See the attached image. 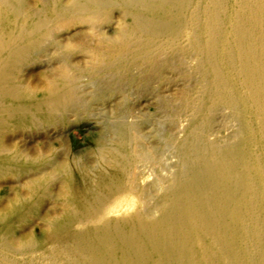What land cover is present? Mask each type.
<instances>
[{
  "label": "rangeland",
  "instance_id": "rangeland-1",
  "mask_svg": "<svg viewBox=\"0 0 264 264\" xmlns=\"http://www.w3.org/2000/svg\"><path fill=\"white\" fill-rule=\"evenodd\" d=\"M78 1L0 0V17H7L0 24V264H70L54 252L66 239L64 228L82 232L91 220L120 222L137 211L157 221L167 207L163 192L194 161L180 151L191 135L216 151L237 152L239 177L254 180L256 166L264 169V114L254 104L264 73L262 25L237 24L245 28L240 51L228 38L245 120L221 102L201 112L212 80L190 37H166L148 53L142 37L126 29L144 12L131 18L112 0L81 13L74 9ZM232 1L240 16L249 15L240 0ZM207 4L196 0L189 11ZM217 13L226 16V8ZM124 132L130 166L119 172L108 153ZM68 170L88 176L83 186L90 195L82 193L80 178L67 179ZM260 186L263 181L254 189ZM255 199L257 219L239 220L230 264H264V200ZM118 200L128 209L107 214ZM216 243L213 254H226L229 242Z\"/></svg>",
  "mask_w": 264,
  "mask_h": 264
},
{
  "label": "bare ground",
  "instance_id": "bare-ground-1",
  "mask_svg": "<svg viewBox=\"0 0 264 264\" xmlns=\"http://www.w3.org/2000/svg\"><path fill=\"white\" fill-rule=\"evenodd\" d=\"M114 1L131 18L135 13H145L141 21L139 19L135 24H128L126 29L142 37V45L148 53L153 51L152 47L157 41L166 37L174 42H180L183 36L190 37L191 48L204 55L202 69L205 76L212 80L205 93L201 112L221 102L242 111L240 115L246 120L242 109V106L246 107V100L241 94L235 68L230 69L234 60L228 38L235 42L240 51L245 42V28L237 24L262 25L264 35V0H240L241 9L249 13L247 17L240 16L241 12L232 0L226 5L219 0H207L208 4L194 14L190 13L189 8L196 0ZM110 3L115 2L80 0L74 9L90 13ZM2 5L4 10L11 11V4ZM222 7L226 8V16L217 13ZM6 20L7 17L1 16L0 24ZM44 25L47 26L36 24L35 27L38 30ZM193 26H196L195 31ZM205 33L209 35L208 40H205ZM262 67L253 64L255 71H262ZM257 82L258 97L254 104H258L263 115L264 73ZM119 135L122 139L120 146L108 154L111 167L125 172L130 166L126 163L127 140L125 132ZM180 151L184 157L193 156L194 161L187 172L163 192L161 198L167 207L157 221H149L143 212L137 211L131 218L120 222L96 226L95 221L91 220L82 232L71 233L64 228L66 239L59 241L55 254L67 257L70 264H221L225 258L229 259L227 264H230L231 260L236 259V255L231 252V246L235 245L234 232L242 230L241 226L237 227L239 220L257 219L253 204L258 203L255 196L259 195L264 200V194H261L264 186H260L259 192L254 189V184L264 183V169L256 166L260 176L254 180L249 175L239 177L235 162L237 152L216 151L198 144L192 135ZM77 175L68 170L65 176L69 181L80 178L78 182L82 185V193L90 195L89 189L83 186L87 184L88 176ZM239 182L240 187H237ZM123 202L118 200L107 214L114 215L128 209L129 206L122 205ZM203 205L206 206L205 211L201 210ZM56 230L59 231L60 227ZM227 230L225 235L221 234ZM219 237L229 242L228 247H225L226 254L220 257L213 254L212 250L217 246ZM253 239L254 244L258 243L257 237ZM250 264H253L252 260Z\"/></svg>",
  "mask_w": 264,
  "mask_h": 264
}]
</instances>
